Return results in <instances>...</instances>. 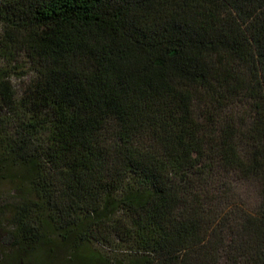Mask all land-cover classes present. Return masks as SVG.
Masks as SVG:
<instances>
[{
    "label": "trees",
    "instance_id": "trees-1",
    "mask_svg": "<svg viewBox=\"0 0 264 264\" xmlns=\"http://www.w3.org/2000/svg\"><path fill=\"white\" fill-rule=\"evenodd\" d=\"M0 25L34 74L20 96L0 74L8 245L264 264V0H0Z\"/></svg>",
    "mask_w": 264,
    "mask_h": 264
},
{
    "label": "rangeland",
    "instance_id": "rangeland-1",
    "mask_svg": "<svg viewBox=\"0 0 264 264\" xmlns=\"http://www.w3.org/2000/svg\"><path fill=\"white\" fill-rule=\"evenodd\" d=\"M1 33V25H0ZM6 75L13 90L18 96L27 89L28 84L33 79L32 66L22 54H15L10 57L0 47V74ZM256 187L253 184H244L238 198L239 207L243 209L252 208L257 198ZM19 193L15 191L14 183L0 179V264H63L69 258V251L64 248L50 246L53 258L45 252H39L30 257L29 252L14 250L8 245L6 233L12 232L13 226L11 218L12 207L19 200ZM100 256L108 257L111 253L100 244L92 242L88 246ZM123 249V248H120ZM46 256V257H45Z\"/></svg>",
    "mask_w": 264,
    "mask_h": 264
}]
</instances>
